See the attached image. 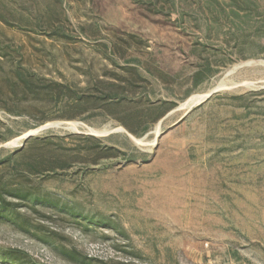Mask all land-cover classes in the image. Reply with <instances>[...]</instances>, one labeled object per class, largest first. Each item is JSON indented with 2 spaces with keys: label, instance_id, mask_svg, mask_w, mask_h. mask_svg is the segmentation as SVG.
<instances>
[{
  "label": "rangeland",
  "instance_id": "rangeland-1",
  "mask_svg": "<svg viewBox=\"0 0 264 264\" xmlns=\"http://www.w3.org/2000/svg\"><path fill=\"white\" fill-rule=\"evenodd\" d=\"M126 68L140 135L16 74ZM0 188V264H264V0H0Z\"/></svg>",
  "mask_w": 264,
  "mask_h": 264
},
{
  "label": "trees",
  "instance_id": "trees-1",
  "mask_svg": "<svg viewBox=\"0 0 264 264\" xmlns=\"http://www.w3.org/2000/svg\"><path fill=\"white\" fill-rule=\"evenodd\" d=\"M125 71L129 74L127 78L115 73L110 75L111 80H104L98 77L93 78L95 80L93 87L94 93H77L76 90L66 82L53 81L46 77H41L36 73H24L17 70L16 74L19 81L24 83L27 90L32 91L36 96L45 92L50 98H53V100L55 99L58 104H63V107L66 109L73 110L80 107L82 110H87V106H93L94 109L101 108V110H106L109 113L120 112L124 117H119L115 115V113L112 115L124 125L129 132L140 135L146 131L148 126H141L142 116L136 113V107L142 103L146 111L145 113L151 114L152 112L159 111L160 113L157 115V119L166 114V109L161 110L162 106L155 105L148 97L144 101L143 98H135L134 94L136 88H138L141 83H145L147 79L143 78L135 68H126ZM130 121L135 124L129 123ZM92 139L95 141L98 140V138ZM29 142L35 143L39 141L35 139V141ZM25 149L24 147L18 151L19 153H24L26 151ZM11 160L13 161V159ZM11 160H9L10 163L12 162ZM1 191L2 189L0 188V195L2 194ZM21 195L27 197L31 195V192H23Z\"/></svg>",
  "mask_w": 264,
  "mask_h": 264
},
{
  "label": "bare ground",
  "instance_id": "bare-ground-1",
  "mask_svg": "<svg viewBox=\"0 0 264 264\" xmlns=\"http://www.w3.org/2000/svg\"><path fill=\"white\" fill-rule=\"evenodd\" d=\"M223 81V80H222ZM225 83V82H224ZM221 85V87H222V83L220 84ZM210 94L208 93V95L207 96H209ZM206 96V97H207ZM204 96H198V97H192L191 99H189L188 100V103L187 104H189V106H190V104L191 105H195V104H197L202 98H203ZM184 105H186V104H184ZM188 106V107H189ZM187 107V106H186ZM190 108V107H189ZM136 140V139H135ZM141 141V140H140ZM138 142V141H137Z\"/></svg>",
  "mask_w": 264,
  "mask_h": 264
},
{
  "label": "water",
  "instance_id": "water-1",
  "mask_svg": "<svg viewBox=\"0 0 264 264\" xmlns=\"http://www.w3.org/2000/svg\"><path fill=\"white\" fill-rule=\"evenodd\" d=\"M215 92H211V93H209L210 95L209 96H207V97H205V98H203V99H201L199 102H198V104H201V103H203L207 98H209L211 95H213ZM32 134H28V136L26 137V139H28V137H30Z\"/></svg>",
  "mask_w": 264,
  "mask_h": 264
}]
</instances>
